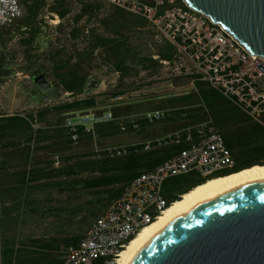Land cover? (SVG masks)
<instances>
[{
    "label": "trees",
    "instance_id": "16d2710c",
    "mask_svg": "<svg viewBox=\"0 0 264 264\" xmlns=\"http://www.w3.org/2000/svg\"><path fill=\"white\" fill-rule=\"evenodd\" d=\"M21 1L25 10L23 18L16 19L10 26L4 27L3 31L0 29V86L8 79L16 77L17 73L28 74L32 77L45 71L52 77L56 88L58 89L62 86L66 92L70 93L72 100L52 106L46 105L43 111H39L32 116L27 115L26 111H21L11 116L0 118V133L13 130L14 128H22L24 125L36 124L41 117L49 114H58L60 115L58 120L63 121L65 119L63 115L66 113L97 109L103 99H101V94L93 93L96 88H91L98 82L96 78H91L89 70H93L94 66L92 65H100L101 67L106 65L110 67V70L112 69L111 71L122 73V77L117 80L115 87L111 89L112 92L106 97V99H114L121 95L127 96L134 91L153 84V82H143L136 86L133 83H129L128 79L124 80V78H130L133 72L139 73L140 71L135 68L136 66H140L141 70H148L152 73L157 66L162 65L152 58L154 52L159 53L162 59L169 57L160 48V44L154 45V38H152L150 31L148 33L145 31L134 32V27L140 24H147L143 18L121 8L106 4L101 0L81 3L79 14L71 18L74 26L72 24L66 25L61 21L55 27L56 36L50 32L49 25L42 19V14L46 10L57 14L61 20H65L73 12L74 8L69 0H53L50 5L47 0ZM107 7L109 10L102 13L106 16L100 18L106 30L105 34L95 32L96 29L94 27L90 28V32H86L85 26H77L84 17L91 21L92 18L98 17L101 14L100 12H104L103 9ZM132 33L134 34L133 36L131 35ZM112 34L114 36H111ZM49 37H53L50 42H48ZM13 41H17L18 47L22 49L23 62L16 63L12 61L16 59L17 54L15 52L12 53V48H9V44ZM151 43L153 44L152 48H146V45ZM45 44H47V47L43 49ZM80 44L85 46L80 49ZM171 49L173 54L175 52L174 46ZM130 64L135 65V67ZM192 79H195V77L177 76L170 81L174 85L184 86L189 84ZM194 84L200 91L201 103L204 107L192 110L194 113L191 115L188 111H184L177 106H183L187 102L192 101L194 95L188 94L167 99L166 105L170 109L164 110H169L170 114L163 122H172L175 125L174 128L177 129L181 127L184 121L189 118L191 120L192 117L196 116V111L206 108V112L202 116L206 119V122L210 121L224 137L226 146L231 150L235 159V166L230 171L210 176L206 179L195 178V181L189 184L180 195L168 198L169 204L167 208L195 187L211 179L226 176L254 165H264V126L253 122L229 99L211 88L207 83L195 80ZM121 87L125 89V92L119 91ZM128 98L135 99L131 96ZM185 112L188 113L186 117L182 115ZM114 113L117 114L115 111ZM175 115H180L176 121L173 119ZM191 123L194 124H191L190 127L198 124L195 121ZM103 128L104 126L100 125L95 128L97 136ZM35 131L37 133L38 129ZM65 132L66 136L73 142H78L84 136L93 139L92 135L83 134L79 140L74 141L66 128ZM36 133L35 135L37 136ZM192 133L195 136L197 132L193 129ZM185 136L186 134L183 133V137ZM184 142L185 140L179 144H169L161 147H163L162 150L167 151L182 150L188 147V144ZM143 149L144 146L141 144L138 151L130 152L122 157L110 158H125V164L131 169L133 164L141 159L142 154L139 153ZM192 176L194 175L184 174L179 177H172L165 184L167 182L190 180ZM29 190V188H0V264L64 263L67 254L63 259L60 248H66L68 252L70 248L76 247L86 232H84L86 226L83 224L73 225V231L76 234L64 239L55 235L48 239L23 240L17 230L21 227L19 225L20 219L26 213L24 209V205H26L25 196H29ZM32 191L42 192L44 197L43 199L35 198L32 201L36 207L27 210L29 213L39 217L47 215L57 217L58 213L62 212V208L58 205L56 206V202H61L62 200H57L55 195L57 192L63 193V188H33ZM39 204L44 205L46 209L38 208Z\"/></svg>",
    "mask_w": 264,
    "mask_h": 264
},
{
    "label": "built area",
    "instance_id": "2783aa9c",
    "mask_svg": "<svg viewBox=\"0 0 264 264\" xmlns=\"http://www.w3.org/2000/svg\"><path fill=\"white\" fill-rule=\"evenodd\" d=\"M101 1L143 18L158 43L168 42L174 46L172 59L160 61L168 75L192 76L207 83L253 122L264 126V61L254 57L243 44L241 51H231L232 43L241 42L223 26L204 24L207 16L191 8L185 0ZM23 13L21 0H0V29L10 26ZM25 77L31 80L30 76ZM169 114L170 111L164 109L146 111L130 123L119 121V129L138 131L142 122L154 125L165 121ZM187 114L182 113L184 117ZM179 117L175 115L173 119L176 121ZM115 120L111 112L95 115L93 119L82 114L66 118L64 127L74 141L83 134L96 139L95 126ZM183 133L188 147L129 182L106 213L88 226L79 244L69 249L63 264H121L122 253L132 239L167 209L169 200L162 194L165 180L188 173L206 179L234 168L231 150L210 121L149 142L143 145L144 150L179 144L183 141ZM140 145L102 148L96 151V156L122 157L138 151Z\"/></svg>",
    "mask_w": 264,
    "mask_h": 264
},
{
    "label": "crops",
    "instance_id": "0c3cea01",
    "mask_svg": "<svg viewBox=\"0 0 264 264\" xmlns=\"http://www.w3.org/2000/svg\"><path fill=\"white\" fill-rule=\"evenodd\" d=\"M50 1L53 2V0ZM73 1L75 2V6L77 5L79 7V10L77 13H74L75 10L73 9V12L68 15L65 20H61L55 13L48 12L51 16L57 18V20H52L55 22V27L58 26L61 21L64 23L65 21H70L73 25L74 22L71 21V18L79 14L81 3L95 2L96 0ZM47 2H49V0H47ZM100 13L98 17L92 18L91 21H88V18L84 17L77 26H85L86 32H90L94 27V29H96L95 32L105 34L106 30L100 18L106 15L102 14L105 12ZM72 14H74V16H72ZM96 19L98 20L97 23L94 22ZM3 29L4 28H2L1 31H3ZM133 30L134 32H144L145 30L152 32L154 45L160 44V48L169 56L162 59L159 53L154 52L152 58L155 60L156 57H159V59L156 60L159 64H161L160 61L172 59L174 53L172 54L171 44L168 42L158 43L155 39L153 30L148 24H140L134 27ZM54 34L56 35L57 33ZM131 35L134 34L132 33ZM48 39V42H50L51 39L53 40V37H49ZM14 43H17V41L10 43L9 48L10 45ZM47 44L43 46V49H46L45 47H47ZM130 65L135 67L133 64ZM92 66H94L93 70H89L91 78H96L101 82L93 93L101 94V99H103L99 107L93 110V116L111 112L116 118L115 121L100 125L104 126V128L96 139L84 136V138L78 142H73L66 136L64 127L65 119L87 114L86 111H79V115L73 114L72 112L66 113L63 115V117H65L63 121L58 120L60 115L49 114L48 116L41 117L40 121L36 124L24 125L22 128H14L13 130L0 133V188L30 189L29 196H25L26 205H24V209L26 213H24L23 218L20 219L19 225L21 227L17 230L19 236L25 241L35 238L48 239L55 235L60 236L61 239L71 237L76 234L73 231V225L83 224L88 228L95 219L102 217L106 213L111 203L120 197L123 189L129 182L139 175L153 170L157 165L181 151V149L169 151L162 150L163 147L161 146H154L151 150L143 149L139 153L142 154L141 159L135 162L130 169L125 164V158L111 159L108 156L98 158L96 156L97 150L133 143L145 145L176 132H182V130L194 124L191 122H206V119L202 116L203 113L206 112V108H202L196 111V116L192 117L191 120H189V118L184 121L181 127L179 126L180 128L177 129L174 128L175 125L172 124V122H160L154 125H148L142 122L141 128L138 131L129 130L127 132H122L119 129V121L130 123L146 111L170 109L169 106L166 105V100L173 97H180L188 94L194 95L192 101L187 102L183 106H177L193 115L194 111L192 110L197 108L200 109L203 106L199 94L200 91L194 84L196 79L190 80V83L187 85L177 86L170 81L177 76L168 75V79L161 80L156 77V74L148 70H141L140 66H136L135 68L140 71L139 74H149V76H151L144 82H153V84L134 91L127 96L121 95L114 99H106L108 94L112 92L111 89L116 85V83L110 84V89L100 90L105 86L104 82L106 79L110 78L108 74L104 72H108L110 67L106 65L102 67L100 65H98L100 67L97 65ZM160 66H157L156 69ZM42 73L45 74V71ZM113 73L116 75L117 80L122 77L121 72L114 71ZM100 74H104V76L101 77ZM106 76H108V78L105 79ZM24 77L25 76H22V78ZM49 78L50 79L47 78L49 83L56 86L52 77L50 76ZM128 78L129 77H125L124 80ZM11 79H8L0 86V97L3 98V91ZM164 85L171 88L173 94H167L169 91L164 92L162 89ZM156 86L159 87L156 89ZM58 90L61 92V96L70 94L66 92L62 86L58 88ZM119 91L125 92V89L121 87ZM129 96L135 99L128 98ZM51 100L53 99L36 104L28 103L23 105L20 109H14L13 103L6 105L2 99L0 105L4 110L2 114H0V118H5L21 111H26L29 116L35 115L37 112L43 111L46 105H55L51 104ZM71 100L72 99H68V101ZM109 103H113L115 106L105 107V104ZM114 111L117 114H115ZM198 112L200 113L198 114ZM97 126H95V128ZM36 129H38L37 133L35 131ZM125 133L132 134L133 136L126 140H119V135H124ZM183 140H185V137H183ZM184 143L189 145L186 140ZM188 174H193L194 176H192L190 180L182 182H167L165 184L168 179L165 180L162 188L163 196L166 199L178 196L189 184L195 181V178H199L195 173ZM33 188H63V193L60 194L57 192L56 194L55 192L57 200H62L61 202H56V206L58 205L61 207L62 212L58 213L57 217H53L52 215L39 217L29 213L27 210L36 207L35 203H32V201H34L35 198L43 199L44 197L42 192L32 191ZM37 207L43 210L46 209L42 204H39ZM86 228L84 232L87 230ZM60 249L61 254H63L61 257L64 259L66 254H68L67 249L63 247ZM60 264H63V262H60Z\"/></svg>",
    "mask_w": 264,
    "mask_h": 264
},
{
    "label": "water",
    "instance_id": "95a60500",
    "mask_svg": "<svg viewBox=\"0 0 264 264\" xmlns=\"http://www.w3.org/2000/svg\"><path fill=\"white\" fill-rule=\"evenodd\" d=\"M185 1L264 61V0ZM32 82L44 91L49 88L44 73L32 76ZM127 264H264V179L183 209L149 237Z\"/></svg>",
    "mask_w": 264,
    "mask_h": 264
},
{
    "label": "rangeland",
    "instance_id": "374dc122",
    "mask_svg": "<svg viewBox=\"0 0 264 264\" xmlns=\"http://www.w3.org/2000/svg\"><path fill=\"white\" fill-rule=\"evenodd\" d=\"M70 4L72 7H74L73 9L75 10L74 13H77L79 10V7L76 5L75 6V2L73 0H69ZM49 4H52V1L49 0L48 2ZM107 6V5H106ZM24 10V8H23ZM107 10H109V8H105L103 9L104 12H106ZM25 15V10L23 15L18 18V19H22L23 16ZM72 16H74V14H72ZM42 19L44 21L47 22V24L49 25V30L52 33H55V22L52 20H57V18H55L54 16H51L46 10L44 11V13L42 14ZM97 19L94 20V22L97 23ZM66 25H71L70 21H65ZM91 25V24H90ZM97 26V25H96ZM146 33L149 32V30H145ZM150 33L152 34V32L150 31ZM56 36V35H55ZM111 36H114L113 34ZM133 36V35H132ZM85 45L84 44H80L79 48H83ZM151 46H153V44H148L146 45L147 47L152 48ZM10 48H12V53L15 52L16 54V59L12 60L15 61L16 63L19 62H23L22 61V49L20 47H18V43H14L12 45H10ZM147 50V49H146ZM148 52V51H147ZM106 74H108V76L110 78H108V76L105 77L108 78L106 79L105 86L103 87L102 90H108L110 89V84H115L117 82V77L116 75H114V71L108 70V72L104 71ZM152 73L156 74V77L159 79H168V73L165 69L164 66H160L158 67L156 70H154ZM25 76H30L28 74H23ZM22 75V76H23ZM45 75L48 79H50L49 75L45 72ZM101 77L104 76V74H100ZM18 76V75H17ZM22 76L20 77H13L8 84L6 85L5 90L3 91V98L0 97V102L2 103V99L4 101V103L6 105H10L11 103H13V107L14 109H20L23 105H26L28 103H41V102H45L46 100L49 99H53L51 100V104H58V103H62V102H66L68 101V99H72V97L69 95H63L61 96V92L56 88V86L52 83H49V88L46 89L45 91L40 89L37 84L32 82V77L30 76L31 80H28L26 77L22 78ZM151 76H149V74H139L136 72H133L131 74V77L128 78V82L129 83H133L134 85L138 86L140 84H142L145 80L147 81ZM159 86H156V89ZM161 88V87H160ZM163 91H169L167 94H173L172 93V89L169 88L167 85H164L162 87ZM55 98V99H54ZM57 98V99H56ZM0 103V104H1ZM113 103H109V104H105V107L107 106H113ZM115 106V105H114ZM4 108L1 107L0 105V114H2ZM73 114H77L79 115L80 112L79 111H75L72 112ZM85 113V112H84ZM87 114H83V115H88L91 119H93V109L86 111ZM80 116V115H79ZM132 134L129 133H125L124 135H119V140H126L130 137H132Z\"/></svg>",
    "mask_w": 264,
    "mask_h": 264
},
{
    "label": "bare ground",
    "instance_id": "6f19581e",
    "mask_svg": "<svg viewBox=\"0 0 264 264\" xmlns=\"http://www.w3.org/2000/svg\"><path fill=\"white\" fill-rule=\"evenodd\" d=\"M204 24L215 25V23L209 17H204ZM241 50L242 43L231 44V51ZM254 57H259V55L254 54ZM260 179H264V165H255L236 173L217 177L195 187L190 192L183 195L180 200L174 202L159 218L145 226L144 229L132 239L131 243L122 253L121 264H127L133 254L149 237H151L155 232L159 231L166 222H168L173 216L183 209L205 199L206 197L218 194L223 191L235 189L236 187L243 186L251 182H256Z\"/></svg>",
    "mask_w": 264,
    "mask_h": 264
}]
</instances>
